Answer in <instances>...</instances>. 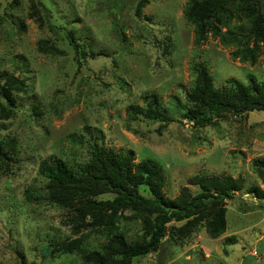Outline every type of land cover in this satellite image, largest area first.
Returning <instances> with one entry per match:
<instances>
[{
	"label": "rangeland",
	"instance_id": "374dc122",
	"mask_svg": "<svg viewBox=\"0 0 264 264\" xmlns=\"http://www.w3.org/2000/svg\"><path fill=\"white\" fill-rule=\"evenodd\" d=\"M187 2L0 0V72L18 79L0 77L16 101L8 118L0 110V139L8 153L0 158V264H81L76 253L45 256V244L78 235L66 224L67 212L47 198L39 168L52 157L86 162L93 144L132 149L136 163L156 161L164 195L178 203L200 193L191 182L196 175L230 176L242 187L225 201L227 229L220 237L208 232L216 207L206 205L169 223L159 249L131 264H264V197L249 193L264 192V171L253 166L264 159V111L227 113L201 127L181 116L195 88L196 62L208 67L216 90L226 89L230 79L264 84V45L255 64L235 59L236 47L211 35L195 45L184 15ZM235 20L234 30L249 33L248 22ZM70 30L95 57L76 62L63 40ZM45 41L64 52L41 51ZM154 100L169 122L140 114ZM29 188L31 199L25 196ZM139 190L151 197L148 186ZM144 217L123 221L131 240L139 239ZM93 234L92 245L106 241Z\"/></svg>",
	"mask_w": 264,
	"mask_h": 264
},
{
	"label": "trees",
	"instance_id": "16d2710c",
	"mask_svg": "<svg viewBox=\"0 0 264 264\" xmlns=\"http://www.w3.org/2000/svg\"><path fill=\"white\" fill-rule=\"evenodd\" d=\"M184 15L194 27L195 45L203 44L211 35L224 45L235 46L236 50L232 54L235 59L251 64L257 62L264 45L261 0H188ZM235 18L249 23V33H245L244 29L241 33L234 30ZM248 36L255 39L253 45L247 43ZM63 38L73 49L78 64L85 62L87 57L96 56L93 50H89L88 42L77 40L74 30L66 32ZM39 49L51 55L64 52L58 43L49 45L47 41L41 42ZM193 67L197 75L195 88L188 94V105L181 116L195 127L213 123L227 113L243 115L264 111V84L254 81L244 84L237 79H230L226 89L216 90L208 67L201 62H196ZM0 77L6 81L18 80L7 71L0 72ZM0 88V95L9 103L6 106L0 100V110L7 111L8 118L16 101L7 87L0 84ZM140 114L164 123L171 120L156 100ZM128 115L132 117L130 111ZM7 155V143L0 139V158ZM253 166L262 174L264 159L255 160ZM39 174L47 181V198L52 205L67 212L66 224L72 225L78 235L72 240L45 244V256L76 253L81 264H131L135 258L159 249L168 235L169 223L189 219L203 206L210 204L215 205L216 209L208 224V232L211 237L218 238L227 229L225 201L232 199L235 192L242 189L233 177L200 174L192 178L191 182L199 184L202 192L178 203L164 195V176L156 161L136 163L132 149L112 151L100 144L91 146L90 158L86 162L74 164L53 157L42 160ZM140 186H148L151 197L142 194ZM33 192L29 188L25 196L31 199ZM249 193L264 197V192L258 188L250 189ZM128 211L131 215L126 214ZM143 216L147 220L139 232V239L131 240L123 221H138ZM92 233L103 236L106 241L92 245L88 238Z\"/></svg>",
	"mask_w": 264,
	"mask_h": 264
}]
</instances>
